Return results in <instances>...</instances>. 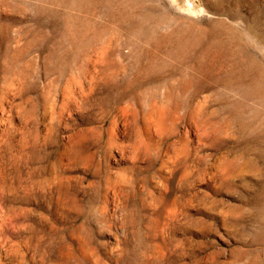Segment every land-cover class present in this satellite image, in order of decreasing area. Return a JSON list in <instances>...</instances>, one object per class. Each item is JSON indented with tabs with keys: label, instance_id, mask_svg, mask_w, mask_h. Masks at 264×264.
Instances as JSON below:
<instances>
[{
	"label": "rangeland",
	"instance_id": "374dc122",
	"mask_svg": "<svg viewBox=\"0 0 264 264\" xmlns=\"http://www.w3.org/2000/svg\"><path fill=\"white\" fill-rule=\"evenodd\" d=\"M0 264H264V0H0Z\"/></svg>",
	"mask_w": 264,
	"mask_h": 264
}]
</instances>
